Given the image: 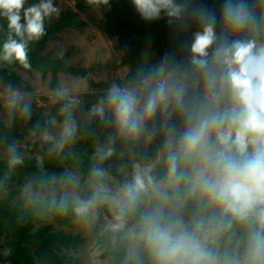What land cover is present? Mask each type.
Wrapping results in <instances>:
<instances>
[{
	"label": "rangeland",
	"instance_id": "1",
	"mask_svg": "<svg viewBox=\"0 0 264 264\" xmlns=\"http://www.w3.org/2000/svg\"><path fill=\"white\" fill-rule=\"evenodd\" d=\"M83 2L85 6L79 11V16L87 22V26L58 32L47 42L44 53L52 58L65 56L68 65L91 69V76L96 81L106 82L108 86L92 89L88 87L86 77H75L64 72L58 74L55 83L50 71L35 67L15 69L14 73L24 81L20 87L13 85L10 79L0 81V124L10 125L16 118L35 117L52 111L67 116L65 121L50 127L42 126L36 132H24L20 140L0 143V203L25 211L43 200L67 199L80 208L87 204L82 196L85 189L101 191L104 202L109 205L108 213L99 215L95 205L88 204V211L84 212L87 215L85 220L69 216L67 223H61L51 211L43 210L31 222L36 227L50 226V232L83 238L76 248L61 246L58 249L59 254L78 258L81 264H115L112 256L104 255V251L114 242L119 230L127 241L130 260L153 264L143 241L139 239V223L141 214L155 205V199L142 197L137 208L126 212L121 220L117 219L121 213L115 201L138 170L151 176L154 184L166 181L169 145L179 140L185 128H161L154 112L145 117L143 93L152 91L161 82L186 79L189 81L188 91L203 101L202 83L192 79L190 47L194 34L202 31L203 21L209 15L207 4L204 0H174L183 8L178 17L169 18L162 12L161 18L145 21L136 12L131 0H110V7L91 6L87 0H54L59 13L70 7L75 9L77 4ZM215 2L224 31L223 8L231 0ZM254 6L264 10V2L259 5L254 0ZM126 34L134 43L133 52L128 49ZM258 36L264 43V34ZM114 87L136 96L140 119L138 130L121 129L116 122L109 102ZM158 106L168 116L185 113L173 102H162ZM78 126L88 128V134H80ZM69 133L74 134L75 143L85 141L89 135L97 136L88 144L86 153L96 161L97 173L103 176V180L86 177L75 163L63 164L67 181L53 173L42 175L34 169L11 168L15 165L35 167L47 154L61 149ZM122 137H128L130 142L119 149L116 142ZM141 154H148V158L138 168L109 162L112 155L137 158ZM110 165L115 166V175L110 173ZM182 206L178 203L176 209ZM165 210L173 211L167 207ZM183 220L191 225L194 218L186 217ZM117 224L121 226L115 227ZM12 238L10 230L0 228L3 264H8L11 252L9 241ZM208 240L209 246L221 258L242 257L247 243L246 238L244 247L241 245L239 234L223 241L221 230L210 233ZM35 264L42 263L36 260Z\"/></svg>",
	"mask_w": 264,
	"mask_h": 264
},
{
	"label": "clouds",
	"instance_id": "2",
	"mask_svg": "<svg viewBox=\"0 0 264 264\" xmlns=\"http://www.w3.org/2000/svg\"><path fill=\"white\" fill-rule=\"evenodd\" d=\"M131 2L145 21L161 18L162 12L169 18L178 17L183 10L174 0ZM87 3L110 7V0ZM26 4L27 0H0V18L8 28L0 59L29 68L27 42L46 35V20L58 16L60 10L54 0ZM250 22L243 3H227L224 31L217 34L212 13L205 17L202 31L194 34L192 79L202 83L203 101L193 96L185 104L189 81L181 79L156 85L144 106L145 117L162 102H173L186 113L184 131L169 145L165 183L154 184L151 176L138 170L115 201L121 220L137 208L142 197L155 199L139 223V239L153 264H264V43L227 39L229 33L242 32ZM109 102L121 129L138 130L134 94L114 87ZM189 197L211 209V215L191 225L175 215L177 204L182 206ZM87 211L88 204L77 209L78 213ZM233 221L247 227L246 248L242 257L221 258L209 246L208 236L221 228L230 229Z\"/></svg>",
	"mask_w": 264,
	"mask_h": 264
},
{
	"label": "trees",
	"instance_id": "3",
	"mask_svg": "<svg viewBox=\"0 0 264 264\" xmlns=\"http://www.w3.org/2000/svg\"><path fill=\"white\" fill-rule=\"evenodd\" d=\"M207 4L209 14L214 13L216 16V24L214 26L217 34L223 31L220 24V14L215 0H204ZM38 0H27L26 7L30 4L36 3ZM264 0H256V3L262 5ZM238 3H243L250 14L251 22L246 29L240 33H229L227 39L231 41L234 38L254 39L257 43H261L259 34H264V10L254 6V0H231L234 6ZM85 3H79L76 8H67L59 13L57 18L46 20V35L40 40L28 41V60L30 67L42 68L52 73V78L55 83L58 81V74L64 72L75 77L87 78V85L92 89H103L108 86L106 82L96 81L91 76V69L79 66H70L66 62V57L52 58L44 53L47 42L54 38L58 32L67 28L81 29L87 26V22L80 18L79 11L82 10ZM8 28L7 21L2 18V27L0 28V48L7 39ZM13 38L19 39L13 36ZM126 43L129 51H134V43L129 34H126ZM29 67V68H30ZM17 68H24L17 61H4L0 59V81L10 79L15 86H22L24 81L18 77L14 71ZM121 84V83H120ZM152 91L143 93L144 102L147 103L148 97ZM193 95L187 91L185 94V104L189 102V98ZM186 113H178L175 116H168L160 110L159 106L154 111L156 122L161 128H175L186 127L185 123ZM67 119L64 114H57L55 111L47 114H39L35 117L16 118L10 125L0 124V143H11L14 140L23 138L24 132L28 130L38 131L42 126L50 127L56 123L63 122ZM88 128L78 126L77 130L82 135L88 134ZM97 138L96 135H89L85 141H78L75 143L73 133H69L63 140V147L61 149L53 150L47 154L45 158L38 161L35 167H26L21 165L11 166L15 169H34L41 172L42 175L53 173L67 181V174L63 164H77L82 173L86 177L103 180V176L97 173L96 161L90 158L86 149L88 144ZM128 137H122L117 140L116 146L123 149L129 144ZM148 154H141L137 158H125L117 155H112L109 162L113 164H122L129 168H138L142 166ZM110 173L116 174L114 165L109 167ZM83 198L87 204H94L99 215L109 212V205L104 202V193L98 190L85 189L82 193ZM77 207L67 199H58L55 201L43 200L34 204L28 210H19L18 208H10L3 203H0V228L5 231H11L13 238L9 241L11 252L8 259V264H35L36 260L41 261L42 264H81L78 258L62 255L58 253L61 246L64 247H78L83 238L63 232H50V226L36 227L31 221L36 217L37 213L43 210H49L54 217L61 223H67L69 216L81 220H85L87 215L85 213H78ZM212 213L211 209H205L198 204L193 197L184 200L182 207L174 211L182 219L192 217L194 220L201 217L207 218ZM236 234L241 235V245L244 247L247 238V227L244 224L233 221L230 229L221 228V237L223 241L232 239ZM127 241L122 236L121 230L114 240V242L105 249L104 255H111L115 264H146L144 262H134L130 260L128 251L126 249ZM33 251V252H32ZM0 264L3 260L0 256Z\"/></svg>",
	"mask_w": 264,
	"mask_h": 264
}]
</instances>
